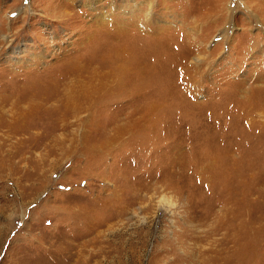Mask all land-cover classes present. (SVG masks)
<instances>
[{
    "label": "rangeland",
    "instance_id": "rangeland-1",
    "mask_svg": "<svg viewBox=\"0 0 264 264\" xmlns=\"http://www.w3.org/2000/svg\"><path fill=\"white\" fill-rule=\"evenodd\" d=\"M0 264H264V0H0Z\"/></svg>",
    "mask_w": 264,
    "mask_h": 264
},
{
    "label": "bare ground",
    "instance_id": "bare-ground-1",
    "mask_svg": "<svg viewBox=\"0 0 264 264\" xmlns=\"http://www.w3.org/2000/svg\"><path fill=\"white\" fill-rule=\"evenodd\" d=\"M118 68V67H117ZM126 68V67H125Z\"/></svg>",
    "mask_w": 264,
    "mask_h": 264
}]
</instances>
